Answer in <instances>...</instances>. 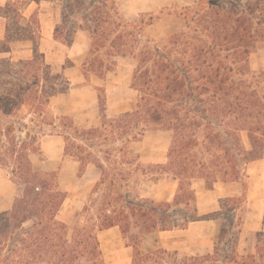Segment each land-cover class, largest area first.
<instances>
[{
    "label": "trees",
    "instance_id": "1",
    "mask_svg": "<svg viewBox=\"0 0 264 264\" xmlns=\"http://www.w3.org/2000/svg\"><path fill=\"white\" fill-rule=\"evenodd\" d=\"M32 1L40 5L43 0ZM66 2L55 39L61 28L69 46L78 32L89 34L82 64L86 79L106 81L119 58L133 59L132 89L139 100L133 111L109 120L106 99L99 95L103 121L97 128L83 129L72 117L58 116L53 102L69 92L71 82L39 49L38 12L24 24L22 0L0 7L7 20L0 53H10L13 41L31 42L34 52L26 61L0 58V167L19 192L13 208L0 214V264H107L100 234L113 228L133 250L131 264H264V233L253 234L248 251L239 249L246 197L223 200L221 211L201 216L193 188L197 180L209 188L241 182L248 167L264 159V71L250 68L264 41V0H197L166 9L157 19L173 21L177 30L159 41L146 34L153 16L129 22L117 0ZM71 18L75 27L69 31L64 22ZM153 130L170 132L172 140L167 163L145 168L134 145ZM243 133L250 151L243 146ZM48 136L63 138L65 157L80 164L79 177L89 166L100 172L73 225L59 219L68 193L58 173L34 167ZM146 177L174 179L173 201L143 198L138 190ZM224 209L233 226L223 224L213 252L142 251L149 235L216 221Z\"/></svg>",
    "mask_w": 264,
    "mask_h": 264
},
{
    "label": "rangeland",
    "instance_id": "2",
    "mask_svg": "<svg viewBox=\"0 0 264 264\" xmlns=\"http://www.w3.org/2000/svg\"><path fill=\"white\" fill-rule=\"evenodd\" d=\"M24 7L30 5L27 13H34L38 10L39 20L42 25V51L45 53L48 62L53 66L56 72H64L71 82L69 92L54 100L53 110L58 116H70L76 124L83 129L97 128L102 124L100 115V100L106 99V109L108 110V119L116 118L119 111H133L139 100V94L132 89V80L136 62L131 58H119L117 66L112 73H109L106 81H101L97 77L86 79L83 74L82 64L84 63L90 44L88 33H81L75 37L73 46L64 40L66 33L61 28L58 35V42L52 37L55 26H63L62 13H66V0L42 1L40 8L32 0H22ZM89 1V0H87ZM197 0H117L123 17L129 22H135L140 19L148 20L150 17L155 18L153 25L146 28V34L156 40H162L169 36L172 31H176L175 23L171 20L157 18L161 16V12L166 9L183 8L193 5ZM38 8V9H37ZM25 24V21H23ZM67 30L75 27L74 19L64 22ZM1 25V24H0ZM1 48V44H0ZM71 63V64H70ZM250 68L253 72L259 73L264 71V41H262L250 59ZM105 89L106 94H101V90ZM172 134L162 130L150 131L147 138L136 146L138 152L144 156L152 158L149 155L150 150H154L155 157H163L171 142ZM242 143L247 151L251 150L250 142L246 133L241 135ZM47 137L45 142L49 148L51 162L46 166L47 155L34 157V167L37 171H56L61 179L62 185L69 190L68 198L64 203L59 218L62 220L74 221L80 215L84 204L92 192L94 187L93 181L98 177L99 173L93 169L86 174L82 180L78 179V163L70 157H65L64 143L61 140ZM245 158H249V154H245ZM157 165L145 164V168ZM63 167V170L61 171ZM49 168L53 169L50 170ZM62 172V173H61ZM63 174V175H62ZM157 177H146L141 181V187L138 190L142 197L151 195H168L173 188L171 181H165L162 185L158 182L168 180L164 177L157 180ZM244 181V180H243ZM204 180H197L194 183L199 184ZM207 187H210L207 184ZM178 187L171 192L173 201ZM19 192H17V195ZM240 197V196H239ZM159 200V199H158ZM223 201V200H222ZM221 203V202H220ZM238 204V203H236ZM240 205V204H239ZM221 211V204H219ZM225 213V215H224ZM213 214V213H212ZM208 216L210 214H200ZM218 220L211 223L207 228L202 226V235L193 237L190 232L175 230L171 233L157 232L149 235L142 244V251L149 252L156 249H166L169 251H178L183 256H199L205 255L207 252H213L215 243L218 240L223 224L226 223L228 228H232V216L226 212V209L217 216ZM236 223L238 220L235 221ZM205 225V224H202ZM214 229V230H213ZM214 231V235L212 233ZM253 235H241L239 249L241 252L248 251L252 247ZM102 249L105 254L107 264H131L133 250L125 249V242L118 229L104 232L100 235Z\"/></svg>",
    "mask_w": 264,
    "mask_h": 264
},
{
    "label": "crops",
    "instance_id": "3",
    "mask_svg": "<svg viewBox=\"0 0 264 264\" xmlns=\"http://www.w3.org/2000/svg\"><path fill=\"white\" fill-rule=\"evenodd\" d=\"M8 3V0H0V7L5 8ZM38 8L42 6V3L39 5L36 2H34ZM30 5H27L26 8L23 10V16L25 17V23L27 20L31 18V16L38 12L36 10L34 13L27 14L30 10ZM37 8V9H38ZM0 44L6 42L7 40V20L4 17L0 16ZM41 26V40H40V51L45 54L42 51V41H44V37L42 35V25L40 21ZM57 25L55 26L52 37L56 42H58L55 39V30ZM81 33L86 32H78L76 36H79ZM74 44V43H73ZM11 46V52L10 53H0V58H11L14 62L20 61V60H30L33 57V45L29 41H13L10 44ZM73 46V45H72ZM71 46V47H72ZM90 46V44H89ZM74 47V46H73ZM46 61L48 64H50L47 60V57L45 55ZM118 61V60H117ZM51 65V64H50ZM52 66V65H51ZM53 67V66H52ZM64 73V72H63ZM112 73V72H111ZM65 75V73H64ZM66 76V75H65ZM134 90V89H133ZM127 111H119L117 112V115L126 113ZM107 117H108V110L106 111ZM167 132V131H165ZM150 131L145 135L143 140L137 144L134 145L135 151L140 156V163L144 166L145 164H153V165H164L167 163V157H168V151L170 148L169 143L168 147L166 148L165 154L162 157H155L154 150L149 151V155H151L152 158L147 157V155H143L140 152L137 151L136 146L141 144L148 136ZM170 133V132H169ZM171 134V133H170ZM50 138H54L57 140V142H60L58 140H61L62 143H64V140L60 136H48ZM45 137L41 143V150L43 154L47 155V161H45V165L47 166L51 162V156L49 153V148L47 146V143L45 142ZM172 140V138H171ZM75 160V159H74ZM76 161V160H75ZM77 162V161H76ZM34 163V158H33ZM78 163V162H77ZM78 177H79V170H80V164L78 163ZM50 170H53L49 168ZM97 170L99 175L98 177L93 181V184L97 183V181L100 178V172L99 170L94 166L87 167L84 175L82 177H79L78 179L82 180L86 177V174L90 170ZM63 170V167L61 171ZM41 172H56V171H41ZM62 173V172H61ZM248 177L244 181L241 182H234V183H217L213 188L207 187L205 182H201L199 184L194 183L193 188L197 195V208L199 214H212L217 211H219V204L222 200H226L229 198H239L242 196L246 197V210H245V222L242 227L241 235H253L255 233H264V159L258 160L254 163H252L247 170ZM63 175V174H62ZM59 176V174H58ZM59 180L61 183V186L63 190H65L67 193L69 192L68 189H66L61 182L60 176ZM165 181H171V185L173 188L172 191L169 192L168 195H160L162 198H158V195H151L149 197H143V198H150L158 202H169L173 195L170 193L173 192L177 187L178 183L170 178L168 180L160 181L158 182L160 185L163 184ZM18 188L17 186L11 181L10 176L8 175L7 171L2 169L0 167V214L10 211L13 208L16 196H17ZM159 199V200H158ZM60 219V218H59ZM62 220V219H60ZM77 218L74 221L71 220H62L66 222L69 225H73L76 222ZM216 221H201V222H195L192 223L187 230H184L185 232H190V235L193 237H199L202 235V226H205L204 228H207L211 223H215ZM205 224V225H202ZM118 228H113L107 231L101 232H108L111 230H115ZM119 230V229H118ZM214 230V229H213ZM120 231V230H119ZM172 232V231H171ZM171 232H161L164 234L171 233ZM121 233V232H120ZM213 235L215 234L214 231H212ZM100 234V235H101ZM125 249H130L125 244ZM211 253V251L207 252L206 254Z\"/></svg>",
    "mask_w": 264,
    "mask_h": 264
}]
</instances>
